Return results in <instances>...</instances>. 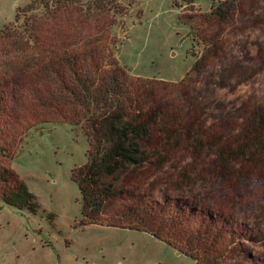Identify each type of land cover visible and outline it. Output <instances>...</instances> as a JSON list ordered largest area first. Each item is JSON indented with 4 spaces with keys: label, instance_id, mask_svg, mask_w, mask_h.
<instances>
[{
    "label": "rangeland",
    "instance_id": "374dc122",
    "mask_svg": "<svg viewBox=\"0 0 264 264\" xmlns=\"http://www.w3.org/2000/svg\"><path fill=\"white\" fill-rule=\"evenodd\" d=\"M33 1L0 0V31ZM207 2L112 3L106 21L116 24V58L135 77L171 82L158 87V99L175 110L174 125L153 132L143 144L146 162L119 188L128 203L197 210L225 222L229 243L221 264H264V173H248L239 161L228 168L217 158L222 142L239 133L243 106L264 105V0L222 24L204 16ZM193 33L216 44L201 71H191ZM7 107L0 112L6 121L0 146L10 156L0 157V264H195L148 233L89 224L76 181L88 161L82 128L15 122L16 107L11 101ZM198 130L210 133L200 154L176 149L177 138Z\"/></svg>",
    "mask_w": 264,
    "mask_h": 264
},
{
    "label": "trees",
    "instance_id": "16d2710c",
    "mask_svg": "<svg viewBox=\"0 0 264 264\" xmlns=\"http://www.w3.org/2000/svg\"><path fill=\"white\" fill-rule=\"evenodd\" d=\"M113 1L34 0L18 12L15 23L0 31L5 71L0 77V112L4 114L11 101L17 113L12 121L34 119L35 125L70 123L82 128L89 144L88 161L77 171L76 181L89 224L145 232L195 264H221L229 243L225 222L197 210L128 203L127 192L119 188L128 172L146 162L143 144L153 132L165 127L162 131L166 133L174 125L175 110L158 99V87L171 82L135 77L116 58L118 43L111 34L116 24L110 19L107 25L106 21ZM181 1L199 3L174 0L177 8ZM259 1L208 0L204 16L226 23ZM127 12L119 14L126 16ZM191 38L196 60L191 71H201L216 44L212 37L198 41L193 33ZM3 114L0 133L6 127ZM241 114L239 133L222 142L217 158L228 168L239 161L244 169H250L248 173H264V105L249 102ZM209 135L198 130L174 143L176 149L200 154ZM0 157L10 158L2 146Z\"/></svg>",
    "mask_w": 264,
    "mask_h": 264
}]
</instances>
